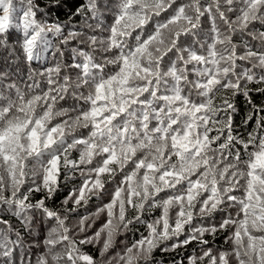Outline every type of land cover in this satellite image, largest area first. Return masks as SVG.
I'll list each match as a JSON object with an SVG mask.
<instances>
[{"label":"snow or ice","instance_id":"obj_1","mask_svg":"<svg viewBox=\"0 0 264 264\" xmlns=\"http://www.w3.org/2000/svg\"><path fill=\"white\" fill-rule=\"evenodd\" d=\"M64 3L0 0V264H264V0Z\"/></svg>","mask_w":264,"mask_h":264},{"label":"trees","instance_id":"obj_2","mask_svg":"<svg viewBox=\"0 0 264 264\" xmlns=\"http://www.w3.org/2000/svg\"><path fill=\"white\" fill-rule=\"evenodd\" d=\"M82 0H65V3L63 7L61 8H54L51 10L50 18L59 20V21H68L69 20V13H71L74 9H76L78 6L81 5ZM72 20H74L76 23H79L76 18L72 17ZM26 71V70H25ZM252 96L255 98V101L257 104L264 103V95H261L257 92H253ZM233 103L236 105V123L237 128L239 131H244L242 121L244 117L247 115L250 107L249 97L244 95H238ZM66 195V190L62 189L58 197L52 202L54 205L59 206L62 199ZM83 211V209H81ZM41 225H37V231H40ZM138 230L128 233V238L131 239H138L139 234L141 231H143V228H140V226H137ZM224 243L223 236L217 237V239L214 242V245H222ZM192 249H180L179 255L176 253L165 255L163 253H157V258L163 262V264H173V260H183L184 256L187 254V252H190Z\"/></svg>","mask_w":264,"mask_h":264}]
</instances>
